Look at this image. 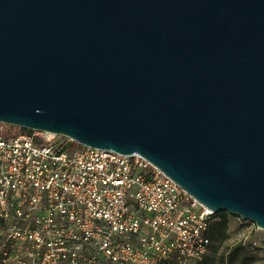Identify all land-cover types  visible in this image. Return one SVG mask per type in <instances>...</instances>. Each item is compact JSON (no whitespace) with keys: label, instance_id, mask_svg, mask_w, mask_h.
Masks as SVG:
<instances>
[{"label":"water","instance_id":"95a60500","mask_svg":"<svg viewBox=\"0 0 264 264\" xmlns=\"http://www.w3.org/2000/svg\"><path fill=\"white\" fill-rule=\"evenodd\" d=\"M0 124L142 155L264 231V0H0Z\"/></svg>","mask_w":264,"mask_h":264},{"label":"built area","instance_id":"2783aa9c","mask_svg":"<svg viewBox=\"0 0 264 264\" xmlns=\"http://www.w3.org/2000/svg\"><path fill=\"white\" fill-rule=\"evenodd\" d=\"M215 215L142 155L0 124V264H197Z\"/></svg>","mask_w":264,"mask_h":264},{"label":"trees","instance_id":"16d2710c","mask_svg":"<svg viewBox=\"0 0 264 264\" xmlns=\"http://www.w3.org/2000/svg\"><path fill=\"white\" fill-rule=\"evenodd\" d=\"M21 131L30 133L31 130L21 129ZM233 216L227 212H220L215 215V221L210 226L211 246L209 250L214 249L213 255H209L208 253L205 254L197 264H218V258L221 260L222 264L250 263V252L246 245L241 242L235 243L232 248L227 249L217 257L223 244L230 238L228 227L229 221Z\"/></svg>","mask_w":264,"mask_h":264},{"label":"rangeland","instance_id":"374dc122","mask_svg":"<svg viewBox=\"0 0 264 264\" xmlns=\"http://www.w3.org/2000/svg\"><path fill=\"white\" fill-rule=\"evenodd\" d=\"M12 133H20V128L6 126ZM230 238L223 244L217 257L227 249L232 248L235 243H243L250 252L249 264H264V232H256L250 223L240 222L236 216L229 221ZM214 249L209 250L208 254L213 255ZM218 264H222L218 258Z\"/></svg>","mask_w":264,"mask_h":264}]
</instances>
